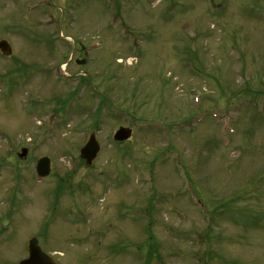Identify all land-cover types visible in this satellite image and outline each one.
<instances>
[{"label": "rangeland", "instance_id": "1", "mask_svg": "<svg viewBox=\"0 0 264 264\" xmlns=\"http://www.w3.org/2000/svg\"><path fill=\"white\" fill-rule=\"evenodd\" d=\"M153 1H0V264H264V0Z\"/></svg>", "mask_w": 264, "mask_h": 264}, {"label": "water", "instance_id": "2", "mask_svg": "<svg viewBox=\"0 0 264 264\" xmlns=\"http://www.w3.org/2000/svg\"><path fill=\"white\" fill-rule=\"evenodd\" d=\"M0 50L3 55H9L11 48L5 40H0ZM130 136V129L120 127L114 134L113 139L116 141H123ZM99 151L98 142L95 140L93 134H91L86 143L79 149V156L84 159L86 165H91L93 159L96 157ZM27 149L22 148L18 153L19 157L26 156ZM35 170L41 177L46 176L49 173V158L41 157L37 160ZM28 256L19 261L18 264H56L51 257L45 254L42 249L37 245V239L31 238L28 241Z\"/></svg>", "mask_w": 264, "mask_h": 264}, {"label": "flooded vegetation", "instance_id": "3", "mask_svg": "<svg viewBox=\"0 0 264 264\" xmlns=\"http://www.w3.org/2000/svg\"><path fill=\"white\" fill-rule=\"evenodd\" d=\"M71 52H76L77 55L73 54V63L75 65H78L77 61H80L81 59H83V54H84V46L81 44V42H76L73 43L72 48L70 49ZM82 53V55L80 56V54ZM72 62V58L67 59V61H65V65L68 66L69 63L71 64ZM62 63V62H61ZM60 63V64H61ZM75 65H70V72L66 73V78L69 79L68 81H73V82H77V85H81V87H83L85 85V80L89 78L88 76V72L86 69L84 68H77L74 69ZM79 67H81L80 65H78ZM26 68V66H23ZM31 68V66H30Z\"/></svg>", "mask_w": 264, "mask_h": 264}, {"label": "bare ground", "instance_id": "4", "mask_svg": "<svg viewBox=\"0 0 264 264\" xmlns=\"http://www.w3.org/2000/svg\"><path fill=\"white\" fill-rule=\"evenodd\" d=\"M153 2H155V0Z\"/></svg>", "mask_w": 264, "mask_h": 264}]
</instances>
